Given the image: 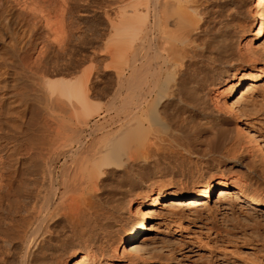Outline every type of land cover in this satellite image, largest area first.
<instances>
[{"label": "bare ground", "instance_id": "1", "mask_svg": "<svg viewBox=\"0 0 264 264\" xmlns=\"http://www.w3.org/2000/svg\"><path fill=\"white\" fill-rule=\"evenodd\" d=\"M76 1L75 3L82 6L79 0ZM131 1L132 3L129 1V4L126 0H109V2L106 0L105 7L102 4V7L105 8L104 17L102 16L104 20L102 24L104 25V28L102 26L103 31L97 30L98 28L95 30L94 28L97 26L93 29L89 26L87 27L88 32L80 29L77 33L73 30V23V27L70 26L71 22L67 19L68 14L72 13L71 15H73L72 10L75 7L71 0H23L21 12L24 15L21 17L25 19L24 16L30 15L34 22H32L33 24L30 21V23L28 21L22 23L23 20L17 17L19 18V20L17 19V29L11 27V21L17 20L16 17L12 19L13 12L8 1L0 0V69L3 77L0 80V89H2L0 99L2 101L6 99L11 105L18 106L21 99L17 100L15 98L16 93L11 90V87L16 86V80H13L15 76L13 77L11 72L16 74L13 72H16L17 69L16 71H12V69L15 70L17 66L22 71H28L27 74L32 79V81L29 80L30 84L32 82V86L34 85L33 87L39 92L37 94L39 98L37 99H40L41 102H37L43 104V109L46 112V116L43 112L44 116L42 118L45 117L46 119L43 120L44 122L42 121L43 124L40 129H42V133L48 132V136H52L51 139H48L51 147L48 146L47 141V147L42 144L39 147H27L29 150L25 151L27 155L25 154L26 160L24 161L26 162L23 164L21 161L24 166L23 172L20 169L19 159H17L19 157L16 156L13 150L7 148L5 150V147L0 150V217L3 218L5 212L6 214H4L9 219V221L7 219L8 222L4 221L6 223H2L6 218L2 221L0 218V264H119L118 261L126 257L134 261L133 254L137 251H143L144 241L141 240L140 235L146 230L147 220L155 212L159 200L170 196L171 200L169 201L174 202L178 201L176 200L178 197H181L179 202L193 205L194 208V205L198 203L205 204L208 202L207 200L215 193L216 189L220 188V194L224 195L229 187V184H222L220 177L219 179L211 177L198 186L157 188L151 190L148 194L147 199L150 200V206H146L147 208L144 209L145 199L141 196L132 194L131 197L129 196L130 198H127L129 188L141 184L146 170H148L147 166L141 168L140 165L137 168L135 166L136 162H130L134 155L131 151L135 152L134 149H136L135 153H138L140 151L138 149L141 148L138 157L142 156L141 159L144 158V161L147 158L144 157L146 153L140 154L143 148L142 141L140 147H135V139H131V137L137 134L136 128L143 129V132L140 130L142 133H147L148 130H144L148 127L146 119L150 116L152 119L150 121L153 122L155 114L152 117L151 114L153 113L151 112L154 107H156V110L159 107L160 113H162L160 117L163 118L162 115H164L167 121L165 119H162L165 122L158 121L164 124L170 120L167 126L159 123L163 128L167 127L165 131L170 133L169 135L173 134L171 133V130H173L171 127L173 126L169 124L174 123L182 132L183 129H191L198 121L201 123L203 120L204 122L207 120L209 123H206L210 124V129L216 130V138L221 135L220 138L223 137L221 142H224L225 139V142H227V138L232 140L233 134L231 135L230 130V132L221 128L219 130L218 126L221 124L217 120L218 112L229 109L233 113H235V110L243 113L239 104L241 98L237 97L238 94L242 90L251 89L254 81L258 77L264 76V68L259 64L258 68L249 70L245 77L241 76V74H246L245 69L242 68L243 71L239 72L236 67V60L238 57H243L241 55L244 53L250 61H259L257 59H259L258 56L261 55L262 49L259 45L260 48L257 49L254 42H261L264 48V0H255L254 6L257 7L256 20L253 22L255 23L254 28L249 30L250 35H245L242 28V31L236 29L237 22H234L233 16L235 15L232 16L233 12L231 10L230 12L229 10H221L216 17L217 19L214 18L216 20H213L209 25L204 24L205 21L200 24L196 22L195 18H198V16L199 22L207 18L205 15V18L202 16L203 11L201 12L195 8L202 0H191L193 3H197L194 4L196 5L194 7L189 5L192 2L188 4L185 0L183 2H180L181 0ZM204 2L207 3V1ZM72 3L74 6L71 5ZM112 3L115 4L114 9L111 8ZM98 6L100 7V5ZM76 7L78 8V6ZM201 7L203 8V6ZM189 8L198 16L193 18L192 15L195 14L189 13ZM198 8L200 9V7ZM216 9L218 10V8ZM204 11L206 12V10ZM76 13L75 15H77ZM212 13L214 14V12ZM73 16L72 18H74ZM26 20H29V18ZM74 20L76 21V18ZM192 20L195 23L193 24L194 28L192 26L193 29H190L192 22H187V26L189 23L191 24L187 27L189 28L188 31L185 30L186 36L183 40H179L181 38L178 39L176 34L183 31L182 27L184 23L186 25V21ZM77 25L80 26L81 23L75 24L76 28ZM183 28L185 29V27ZM39 32L43 35L37 36ZM40 37H43V41L40 42L41 44L44 42L43 48L41 45V48L37 46L38 41L35 42L36 39L42 40ZM177 39L182 43L179 49L176 45ZM33 44V50L38 47L42 52L40 54V56L42 55L41 59L38 55L39 59L35 60L37 65L32 67L34 63L30 66L23 60L21 62L20 59L17 65L15 59L18 56L21 57L23 52L21 50L25 47L27 50V47ZM241 46L244 53L241 52L242 49L240 50ZM176 49L180 52V56L176 54ZM177 56L178 59L180 57L179 62L176 61ZM88 62L95 63L96 67L103 68L105 71L109 68L112 69L113 66L115 69L117 64H123L119 67L121 69L118 70L117 68V71L113 69L117 77V86H112L114 84L113 80H116V77H114L115 79H112L110 84L113 83L111 88L115 87L112 91L116 90L112 94V96L114 95L113 99L110 102L108 101L109 107L106 104V111L110 113L112 109L118 111V113L121 112V116L117 115L119 121L116 123H120L118 128L122 127L123 132L128 137L131 134V140L126 142L128 143L126 147L129 148L131 142L134 146L130 149L131 151L128 149L131 153L129 152L130 155L127 154V157H124L125 159H123L124 150L122 154L121 147L124 148L123 146L126 144L124 141L126 140H122L123 145L120 143L121 140L116 139V141H119L117 143L120 144L118 146L116 141H114V144L112 142L116 136L113 139L111 138V142L108 139L106 142L108 146L105 145L107 139L100 144L101 147L84 145L90 135L97 131L103 130L104 132L107 126L106 122H97V118L102 115V111L99 110L98 103H95L98 110L95 109L96 106L93 100L97 94L100 97V94L103 95L108 89L105 84L104 87L97 88L95 86L92 81L94 68L91 70L92 66L89 69L84 67L87 66L85 63ZM93 63H90V65H93ZM83 64L84 66H82ZM100 70L98 71L100 72ZM173 70H175V73ZM64 71H66L68 78H63L66 80L58 82L57 75ZM170 71L175 74L173 76L171 74V77H174V80L172 78L173 85L169 84L171 82L169 78H166L168 80L165 79L167 82L164 80L166 73L170 74ZM236 71L238 74L235 73ZM52 75L57 76L55 83L51 80ZM97 77L100 76L97 74ZM108 79L110 80V78ZM229 79L238 81V85L230 92L231 96L222 97L219 107L216 105L214 108L211 107L209 105L210 101L207 102L206 100L207 90L211 87L217 88V85L221 83L226 84ZM99 80L97 79L95 82L99 83ZM9 87L10 89H8ZM224 90L218 88L217 95L222 96L220 93ZM122 94L123 97L120 98V103H118V95L120 97ZM99 97L96 99H99ZM228 101H232V106H229ZM12 109L10 106V113ZM110 117L108 118L111 119ZM103 118L100 120H103ZM109 122L111 121L109 120ZM243 124L242 134L245 137L247 136L256 146L262 144V147H264L263 138L255 133L246 121ZM152 127L155 129V126ZM153 128L152 131H154ZM61 129H64L63 132L71 131L72 133H70L73 136L75 135L73 141L70 142H74V145L66 143L65 145L68 147H59L58 143L61 140L58 139L63 138H60V132L63 133ZM194 130L192 133H194ZM111 131L105 132L108 133L106 137L110 138L108 135L111 134ZM119 132L116 134L120 135ZM104 134L100 133L101 136L99 137L102 138ZM141 134L138 133L135 136L136 141L143 139ZM155 134L156 132L154 137H159V134L158 136H155ZM63 136H65L64 133ZM161 137L160 140L169 147L176 145L183 148L184 144L189 142L186 139L187 142L184 141L182 144L181 141H183L182 139L185 140L186 136H183L184 138H181V141L180 138L178 139L172 135L166 138ZM146 139L149 141L148 147L154 145V148L161 144L160 142L158 144V141L156 142L159 138H154L155 141H153V138L152 140L147 136ZM110 144H113V147ZM116 144L118 147L122 146L118 148L115 147ZM221 144L226 145L227 143ZM16 147H13V149L15 150ZM148 147H145V150ZM160 147L161 145L157 150ZM145 150L144 152H150V148ZM172 150L174 149L172 148ZM14 154L17 158H14L13 164L7 166V161L10 158L12 159ZM120 154L122 157L119 156ZM150 155L151 153L148 156ZM222 155L227 160L230 159L232 164L241 165L242 161L236 159V155L232 151L229 150ZM135 158L133 161L139 160L137 156ZM231 167H224L221 171L233 177V181L240 184L239 189L241 190H243V186H247L249 179L252 180V174L257 175L258 179L256 181L253 179L256 186L252 187L254 189L251 190V194L246 196L249 203L264 206V195L262 192L259 193L261 189L264 190L263 185L259 188L261 180H264V178L259 177L250 167L246 172H244L245 170L238 172L240 169H235V171L230 169ZM14 195L17 196L14 197ZM127 218L131 219L127 221ZM129 245L132 246L133 250L135 249L134 253L132 252L133 254H131V249L127 251Z\"/></svg>", "mask_w": 264, "mask_h": 264}, {"label": "rangeland", "instance_id": "2", "mask_svg": "<svg viewBox=\"0 0 264 264\" xmlns=\"http://www.w3.org/2000/svg\"><path fill=\"white\" fill-rule=\"evenodd\" d=\"M7 1L9 3L10 7L12 8V12H13V18L12 19H14L16 17L15 19L19 20V18H21L23 20L22 21L20 19L22 21V23L23 22L26 23L27 21L28 22L30 21L31 24H33L32 22H34V20L31 19L30 15L29 16L27 15L26 17L24 16L25 19L22 18L24 15L23 12H21L22 8H23V7H21L23 0H7ZM71 1L75 5V7L73 8L74 11L72 10L74 16L71 15L72 13L68 14V17H70V18L67 17V19L69 20V22H71L70 26L73 23V25H74V27L72 25L73 30H75L77 33H78V30H80V29L82 31L84 30V31L88 32L89 30L87 27L90 26L89 28L93 29L94 27L97 26L96 28H94L95 30L98 28L97 30L100 29L101 31H103L104 25H102V24L104 23L103 22L104 20H103L102 16L104 17L103 12H104L105 8H103V7H105L104 3L106 0L105 1L102 0L104 2H102L101 0H96V1L95 0H86V1L79 0L82 3V6H79L77 4L78 2L76 0H74V1L71 0ZM75 1L77 3H75ZM126 1H127V3H129V1L132 3L131 0H126ZM172 1H174V0H172ZM204 1H207V3ZM251 1L250 0H202L201 2L199 1V3L197 4V3H193L191 0H185V2H188V4L192 2L191 4H189L192 7L196 6L194 4H197V6L200 7V9L197 6L195 8H197L201 12L203 11L202 16L204 18L206 16L207 17V18H205L206 20L209 17V19L207 21L204 19V20H201V22H199V19H198L199 16L197 15L198 18H195V17H197L195 12L189 8L188 12L191 14L192 13L195 14L192 16H193V18H195V21L198 22L199 24L203 23L205 21L204 24L209 25L213 22V20L217 19L216 17L218 16V13L221 10H229V12L231 10V12H233L232 16L235 15V16H233L234 22L235 23L237 22L235 25L236 29L242 31L241 30V28H242L243 29L242 32H244L245 35H250L249 30L254 28L255 23H253V22H255V20H256V8L257 7L254 6L256 1L255 0H251ZM80 2H79V4L81 5ZM98 2H100L101 4ZM108 2H109V0H108ZM180 2H183V0H181ZM73 3L71 4L72 6H74ZM127 3L125 2L126 7H127ZM202 3H204V4L202 5ZM94 4H96V5H94ZM102 4L104 5L103 7H102ZM199 4H201V5L199 6ZM84 5L86 8L84 7ZM98 5H100V7ZM76 6H78V8L80 7V9H78ZM111 6H112L111 7L112 9L115 8V4H113ZM201 6H203V8L205 7L206 9L205 8L203 9ZM128 7L130 8V5ZM216 8H218V10ZM222 8H224V9H222ZM101 10H102V13H101ZM204 10H206V12ZM216 10H217V12H216ZM81 11H83V12L81 13ZM84 11H86V12H84ZM188 12H187V15L189 16ZM212 12H214V14ZM75 13L78 16L75 15ZM78 13H80V14H78ZM69 15H71V16H69ZM72 16L74 18H72ZM17 17H19V18H17ZM77 17H79V18H77ZM211 17H212V19H211ZM28 18H29V20H26ZM75 18H76V21L74 20ZM214 18H216V19H214ZM70 19H71V21H70ZM196 19H198V20H196ZM18 20L17 21H15V20L11 21L12 22V26H11L12 28H15V29L18 28V24H17ZM190 20H191V18H190ZM79 22L81 23L80 26L83 29L78 25H77L78 27L76 28L75 24H80ZM187 22H192V24L189 23V24H191V27H189L190 26L189 24L187 26ZM193 22H194L193 20L192 21H186V25L184 23L183 27H185V29L182 27L183 31H181V32L179 31L180 34H179V32L176 34L178 39L181 38L179 40H183V38L186 36L185 30L188 31L189 28L191 29L193 24H195ZM14 25H15V27H14ZM85 25H87V26L85 27ZM102 26H103V28H102ZM237 26H238V28H237ZM187 27H189V28H187ZM193 28H194V26H193ZM39 31H41V30H39ZM41 34L42 33L39 32V35H37V36H41ZM40 38H42V40L41 39L35 40V42L38 41L37 46L39 48H41V46L44 45V42L42 44L40 43L41 41H43V37H40ZM178 39H177L176 45H177V48L179 49L181 47L182 43H180ZM33 43H34V41H33ZM254 45L257 49H259L260 47H261L260 49H262L261 55H259L258 56L259 59H257L259 61H257V62L250 61V59H247L248 56L244 53L243 47L242 46L240 47V50L242 49L241 52L244 54L241 55L243 57H240V58L238 57V59L236 60V67L239 69L238 70L239 72L243 71L242 68L245 69V72H246L245 75H242L240 73L242 77H245L248 74L249 70H254V69L258 68V64H259V66H262L264 68V58H263L264 54H262V53H264V50H263L264 48L262 47V43L261 42L260 43L254 42ZM38 47H36V49H34L35 51L33 50L34 44L28 46L27 50H26V47L23 48V50H21V52L23 51L21 53L22 54L21 57L18 56L17 59H15L16 60L15 62L17 63V65H18V60L20 59L21 62H22V60H23V62L25 61V63L27 65L31 66L32 63H34L32 65V67L36 66L37 61H35V60L40 56V54H42L41 49H38ZM42 48H43V46H42ZM178 49H176L175 52H176V54H178V56H180L179 55L180 52L178 51ZM39 50H40V52H39ZM41 56H40V59H41ZM178 56H177V58L175 57L177 62H179V60H180V57L178 59ZM90 63H93V62H88L87 64L85 63V65H87V66H84V64L82 66L86 67L87 69H89L92 66L91 70H93V68H94V70L92 71V74H93L92 75V81L95 84V86L97 88H99V87H104V84H105V86L108 89L106 93L105 92L103 93V95L100 94V97H99V94H97L93 100L94 104L95 103L99 104V107H100L99 110L104 112V113L101 112L102 115H100L99 118H97V122H99V123L101 121H102L101 123L106 122L105 124L107 126H106V129L104 130V132H103V130L100 132L97 131L96 133L90 135L86 139V141H85L86 143L84 145L86 146L88 144L87 146H89V147H91V146L92 147H99V146L101 147L100 144L104 143V141L107 139L105 141V145L108 146V144L106 143L108 141V139H110L109 142H111V140L113 138H115V136H116V138L112 140L113 144H114V141H116V139L121 140L120 143L123 142L122 140H126V141H124L126 143L133 138V139H135L134 140L135 141V143H134L135 147H140L142 144L143 148H142V153H140V154L143 155L144 153H146L145 154L146 156H144V157H147V158H145L146 160L148 159V161H146V160L144 161V158L141 159L142 156L139 155L140 158L138 157V153L141 152V148L138 149V151L140 150L138 153H135L136 149H134L135 152L130 150L134 146L132 144V142H131V145L129 146V148L126 147V145L128 143H126L124 145L123 144L124 142L122 143L124 145L123 146L124 148L121 147L122 145L120 146L122 154H123V150H124L123 159H125L127 157L126 156L127 154L130 155V153L132 152V153H134L135 157L137 156V159L139 158L140 162L141 161L142 162L140 164L139 160L133 161L136 159L133 154H132L133 159L130 162H136V165L135 164L134 165L137 168H139L140 165H141V168L146 167V166L148 168V170H146V174H145L146 177L145 176L143 177L141 184H139L136 187H131V189L129 188V191L127 193L128 194L127 198H130L132 194L141 196V198L145 199L144 209H146L147 208L146 206H150V200L147 199L148 194L150 193L151 190H156L157 188L167 189L171 186L180 188V187H183L186 185L198 186L211 177L217 178V179H219V177H220V179H222V184H229V187H228V189H226L224 195L220 194L221 191H220V188H218V189H216L215 193L209 198V200H207L208 202H206L205 204L198 203V204L194 205V208H193V205H186V204H183L182 202H179L181 197H178V199H176L178 201H174V202L169 201V200H171L170 196L169 197L167 196V197L159 200L158 207L155 209V212L151 215L150 219L147 220L146 230L140 235V237H142L141 240L144 241L143 251H141V252L137 251V253H134L135 249L133 250L131 248L132 247L131 245L127 246V251L129 249H131V254L134 253L133 254L134 261L133 260L131 261L128 259V257H126L124 259H120L118 261L119 264H264V206L263 205H257V204L251 203V202L249 203V201L247 200L248 197L246 196L247 194H251V190L254 189L252 187L256 186V183L254 182V180L256 181L258 179V177H257V175L252 174V177H251L252 180L249 179V181H251V183H249V181H248L247 182L248 187L243 186V190H241V189H239L240 184L235 183L232 179L233 177H230V175L221 171L224 167L228 168V167L232 166L230 169H233V170H235V169L239 170L240 169L238 172H243L244 170H245L244 172H246V171H248L247 169L250 167L254 170V172L256 174L259 175V177L264 178V147H262V144L259 146H256V144H253L254 142L249 140V138L247 136H246L247 137V139H246L245 135L242 134V132H243L242 128H244L243 123H245V121H246V123L249 125V127L255 133H257L261 138H263V140H264V76L258 77L254 81V83H253L254 85H252L251 89H245V91L242 90L238 94L237 97L241 98V99H239V98L238 99L240 101L239 104H240V107H242L243 113H240V111L236 112L237 110H235V113H233L229 109H227V110L224 109L223 112H221L222 110L218 112V119L217 120L221 124L218 126V128H219V130H220V128L222 130L224 129V131L230 130L232 132L231 135L233 134L232 140L230 138H227V142H225L226 139L224 140V142H221L223 140L221 138H223V137L220 138L221 135L218 138L215 137L216 136L215 135L216 130L213 128H211L212 130L210 129V124L206 123V122H208L207 120H205V122H204V120L203 121L201 120L202 121L201 123L199 121H198L199 123L198 122L195 123L194 126L191 129H189L191 132L188 129H183V128H182L183 130L181 129L182 130V132H181L180 128L178 129L174 125V123H172V125L169 124L170 126H173V127H171L173 129V130H171V133H173L171 135L176 136L178 139L180 138V141H181V138H184L183 136H186L185 140L182 139L183 140V141H181L182 144L184 143V141L185 142H187V140L189 141V142L184 144L185 146L183 148H180V146L178 147L175 145L177 147V149H176L175 146H170L174 149V150H172V148H170L169 145H167V144L165 145V143L162 140H160L161 136H162L161 138H163V137L166 138V137H169L171 135H169L170 133L165 131L167 129V127L163 128V126L161 125L163 123L159 122L160 120L165 119L164 115H162L163 118L160 117L162 113H160L161 110L159 109V107H157V110H156V107H154L152 112H151V113H153V114H151L152 117L154 114L157 117L156 118L154 116L155 119L153 120V122L150 121V119H151L150 116L147 117V119H146L147 120L146 125L148 126L147 128L144 129L145 131H146V129L148 130L146 134H145V132L142 133L143 129L136 128L137 134L142 133L141 136L143 135L144 141H143V139H141L140 141H136L137 138L135 136L137 134L134 135V137H131V134H130V137H131V139H130V137H128V135H126L123 132L122 127L118 128L119 127L118 124L120 125V123H116V122L119 121L118 116H121L122 113L121 112L118 113V111H115L112 109L110 110V113L109 112L107 113L106 104L109 107V105H110L109 102L114 97V95L112 96V94L115 92L116 89H114V91H112V90H113V88H115L117 86V84H116L117 83V77L115 76L116 73L114 74V71L117 68H118V70L121 69L119 67L123 66V64L122 65L117 64V66H115L116 67L115 69L113 66L112 69L109 68L108 70L105 71L103 68H102L103 69L102 70L101 68L96 67L95 63H93V65L92 64L90 65ZM93 66H95V67H93ZM95 68H97V69H95ZM16 69H17V71H16ZM113 69H114V71H113ZM83 70H84V68H83ZM98 70H100L101 73ZM1 71L2 70L0 69V80H1V78H3L1 75ZM12 71H16V72H13L16 74H12V72L10 70L11 75H13V77L15 76L13 78V80L14 81L16 80V86L11 87V90L14 91V93H16L15 95L17 97L15 96V98L17 100L21 99V101H19V104H18L20 109L17 108L18 107L17 105H11L6 99H3V101L0 99V101H1L0 102V109L1 108L3 109V110L2 109L0 110L2 112V113L0 112V150H2L3 147H5V150H7V149L13 150L14 153H16V156L19 158H17L14 154V157L12 159L10 158V160L7 161L8 163H6V165L10 166L11 164H13L14 160H15L14 158L16 157L17 159H19L20 169L22 171L24 168L23 164L26 162V161H24V160H26V155H27L25 153V151L27 149L29 150V148H27V147H36V146L39 147L40 144H42L44 147L45 146L47 147L46 141L48 142L49 141L48 139H51L52 136H50V135L48 136V132H45L47 134H45L44 132L42 133V129H40L41 128L40 126L43 124L42 121L43 120L45 121V119H46L45 117L42 118L44 116L43 115L44 113L46 116V112L43 109V106H42L43 104L38 103V102H41L40 99L39 100L37 99V98H39L37 96V94H39V92L33 87L34 85L32 86V82L30 84L29 80L31 79V77H30V75L27 74L28 71L27 72H26V70L22 71L19 66H17L15 68V70L12 69ZM81 71H82V69H81ZM173 71L175 73V70H173ZM107 72H109L108 73L109 75L107 74ZM169 73L170 74L166 73L164 80L166 78H169L171 82L169 81L170 83L169 82L168 83L173 85L174 83H172V81L174 80V77H171V74H172L171 71ZM235 73L238 74L237 71ZM63 74H66V71L57 75L59 78L58 82L62 81V80H66L68 78L67 74L66 75H63ZM97 74L100 76L99 78L97 77ZM103 74H105V75H103ZM60 75H62L63 77ZM173 75H175V74H172V76ZM57 76H55V75L51 76L52 82L55 83V79ZM107 77L110 78V80ZM114 77H116V80H113V83L115 85L113 83H112L113 84L112 85L110 83H111L112 79H115ZM63 78H66V79H63ZM172 78H173V80H172ZM97 79H100L103 83L102 82L100 83V80H99V83L95 82V81H97ZM166 80H168V79H166ZM31 81H32V79H31ZM24 82H25V84H24ZM106 83H107V85H106ZM108 83H109V86H108ZM168 83H166V85ZM26 84H28V86H26ZM169 84H168V86H169ZM111 85L115 86V87L111 88L112 87ZM172 85H170V86H172ZM237 85H238L237 80H230L229 79L226 82V84L221 83V84L217 85L218 86L217 88L216 87H211L213 89L209 88L207 90L208 95L206 94L207 102L210 101L211 103L209 102V105L213 108L215 107V105L219 107L220 106L219 102H221V98L224 96L226 98L230 97L231 96L230 92ZM25 86H26V88H25ZM110 88H111V90H109ZM218 88L225 89L222 92L223 94L220 93V95H222V96H218L219 94L217 95ZM8 89H10V87ZM30 89H31V91H29ZM1 90L2 89H0V91ZM32 90H34V91H32ZM98 97H99V99H96ZM122 97H123V94L120 95V97L118 95V98H117L118 103H120L119 101L121 100L120 98H122ZM99 100H101V101H99ZM217 100H219V101H217ZM212 102L214 103L213 106H212ZM231 103H232V101H228L229 106L230 105L232 106ZM96 104H95V106H96ZM9 105L11 106V109L13 108L11 113L9 112L10 111ZM39 106H41L42 108ZM101 107H102V109H101ZM22 108L23 109L25 108V109L23 110ZM95 109H97V106L95 107ZM20 110H23V111L21 112ZM221 114H222V116H221ZM112 115H113V117H112ZM109 116H111L110 118L112 120L108 118ZM101 118H103V120H100ZM243 119H244V121H243ZM109 120L111 122H109ZM114 120H115V122H114ZM165 120L167 121V118ZM165 120L164 121L162 120V122H165ZM150 122H151V124H150ZM38 123H39V125H38ZM112 123H113V125H112ZM155 123H156V125H155ZM159 123H161V124H159ZM168 123H170V120H169V122H166L163 125L167 126ZM202 124H204L205 126ZM152 126H155V129L158 126H160L162 129L160 127H158L157 128L158 130L157 129L155 130ZM107 127H108V130H107ZM152 128L154 129V131H152ZM110 129L113 131H111ZM170 129H168V130L170 131ZM140 130H142V132H140ZM193 130H194V133H192ZM240 130H241V132H240ZM61 131L63 132L64 129H61ZM109 131H111L110 132L111 134L108 135L110 138L106 137L108 133L107 134L105 133V132H109ZM118 131H120L119 132L120 135H117ZM159 131H161V132H159ZM70 132L71 131L63 132L65 136H63V133L60 132V134L62 135L61 136L59 134L60 138H62V137L63 138L58 139V140H61V141H59L60 144L58 143V145H60L59 147H64V146L68 147L65 145L66 143L67 144H73V145L75 144L74 142L70 143L75 138V135L73 136V134H71L72 132L71 133ZM155 132H156L155 136H158V134H159V137H154ZM183 132H185V133H183ZM221 132H223V131H221ZM100 133H102V134L105 133L106 135L104 134L101 138V137H99V136H101ZM146 135L149 137V139L159 138V140H156V142L158 141L157 142L158 144H159V142L161 143V144H159V145H161L159 150H157L159 148V145H157L158 147H154V148H153L154 145H152V147H148L149 141L146 139L147 138ZM178 135L179 136L183 135V136L179 137ZM188 135H190V136H188ZM229 135H230V133H229ZM231 135H230V137H231ZM72 136H73V138H72ZM117 136H119V138H117ZM41 137H43V138H41ZM138 137H140V136H138ZM34 139H36V140H34ZM155 139L153 141H155ZM190 139H191V142H190ZM141 141H142V143L140 144ZM89 142H91V144H89ZM117 142H119V141H116V143ZM138 143H139V145H137ZM150 143H151V141H150ZM163 143H164V145H163ZM221 143H225V144L227 143V144L223 145ZM48 144H49V142H48ZM113 144H110V145H112L111 147H113ZM117 144L115 147H118L120 145V144H118V146H117ZM144 145H147V146H144ZM221 145H222V147H221ZM48 146L51 147V144H49ZM13 147H16V149L14 150ZM75 147H76V145H75ZM102 147H103V145H102ZM120 147H118V148H120ZM145 147H148V149L146 148V150H149V148H150V152L146 151ZM18 148H20V149H18ZM151 148H153V149L151 150ZM144 150L146 152H144ZM154 150H156V151H154ZM186 150H187V152H186ZM190 150H192V151H190ZM229 150L232 151V153L236 155V159L238 158L240 161H242L241 165H239V166L234 165L231 163L230 159L227 160L226 158L223 157L224 155H222V154H224V153L226 154ZM118 152L120 153L119 149H118ZM156 152H158V153H156ZM150 153L152 156L151 155L148 156ZM119 156H121V154ZM212 156H214L215 158ZM222 158L224 159L223 161H222ZM213 159H216V160H213ZM21 161L23 164H21ZM145 162H147V163H145ZM120 170H122V169H120ZM263 183H264V180L262 179L261 183H260L261 185L259 188H261L262 185H263L262 188H264ZM250 184H251V189H250ZM245 190H247V191H245ZM260 192H262V194L264 195V190L261 189L259 191V193ZM169 194H171V192H169ZM16 196L14 195V197H16ZM15 199H17V198H15ZM190 206H192V207H190ZM4 213H3L4 217L3 218H2V216L0 217L1 221L6 218L5 220H3L2 223H6L4 221H7V219H8L7 216L5 215L6 213L5 214ZM7 215H10V214H7ZM127 219H128L127 221H129L131 218H127ZM8 221H9V219H8ZM136 254H137V256H136ZM138 256H139V258H138Z\"/></svg>", "mask_w": 264, "mask_h": 264}]
</instances>
